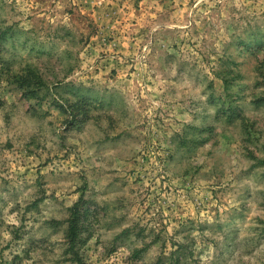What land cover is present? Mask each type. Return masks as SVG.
<instances>
[{"label":"rangeland","instance_id":"obj_1","mask_svg":"<svg viewBox=\"0 0 264 264\" xmlns=\"http://www.w3.org/2000/svg\"><path fill=\"white\" fill-rule=\"evenodd\" d=\"M0 264H264V0H0Z\"/></svg>","mask_w":264,"mask_h":264},{"label":"trees","instance_id":"obj_2","mask_svg":"<svg viewBox=\"0 0 264 264\" xmlns=\"http://www.w3.org/2000/svg\"><path fill=\"white\" fill-rule=\"evenodd\" d=\"M34 83L39 82L40 83V78H32ZM76 207L72 209V214L68 220L69 226H68V231H67V236L69 238V247L74 251V255L76 259L79 261V250H80V243H81V238H80V232L81 230L85 227L84 223L82 222V217L84 216V212L81 211L80 208Z\"/></svg>","mask_w":264,"mask_h":264}]
</instances>
